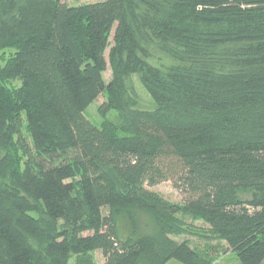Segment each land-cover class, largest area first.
Masks as SVG:
<instances>
[{
	"label": "trees",
	"instance_id": "trees-1",
	"mask_svg": "<svg viewBox=\"0 0 264 264\" xmlns=\"http://www.w3.org/2000/svg\"><path fill=\"white\" fill-rule=\"evenodd\" d=\"M148 39L176 64L147 63ZM132 74L155 109H132ZM0 149V264H211L172 238L185 219L261 264L264 0H0ZM168 180L180 202L149 189Z\"/></svg>",
	"mask_w": 264,
	"mask_h": 264
},
{
	"label": "rangeland",
	"instance_id": "rangeland-1",
	"mask_svg": "<svg viewBox=\"0 0 264 264\" xmlns=\"http://www.w3.org/2000/svg\"><path fill=\"white\" fill-rule=\"evenodd\" d=\"M62 2L70 5V6H79L86 3H96L101 2L103 0H61ZM112 39V33L110 35L109 41ZM143 50L146 55L144 59L147 63L154 67H158L161 69H166L173 64H176L175 60L171 58L169 55L165 54L161 49L159 44L156 41H152L150 39L146 40L143 45ZM108 52L109 48H107L104 52V56L107 60V68L103 73L104 79L107 82L110 79V68L108 64ZM17 85V83H15ZM128 98L130 102L133 104L132 109L137 110H148L151 111L155 109V104L152 101L151 97L142 86L139 75L132 74L126 80ZM106 94L101 93L96 100H94L84 111L85 116L92 122L93 124L100 125L102 122L101 117L98 114V106L105 101ZM106 119L114 123L118 128L124 126L123 116L119 115V113L115 110L109 111L106 115ZM123 133V132H120ZM4 154V151L0 149V157ZM8 179L0 178V184L3 185L7 183ZM150 190L156 191L160 193L164 198L168 199L171 202H180L182 200L181 193L173 186L171 181H163L155 186L149 187ZM138 221V230L140 234H154L155 226L153 217L150 214L145 212H138L137 216ZM186 225V233L180 236H172V238L177 242L187 241L190 246L198 251H205L210 256L213 257V261L211 264H238V261L225 244L224 241L213 240L207 232V225L202 221H192L190 219H185ZM33 243L36 244L34 240ZM92 256L96 262V264H102L103 257L99 251H95L92 253ZM74 263V258L70 260V264ZM166 264H181L176 260H169ZM261 264H264V260Z\"/></svg>",
	"mask_w": 264,
	"mask_h": 264
}]
</instances>
